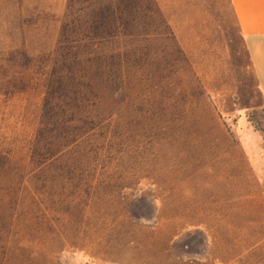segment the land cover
Segmentation results:
<instances>
[{"label":"rangeland","instance_id":"rangeland-1","mask_svg":"<svg viewBox=\"0 0 264 264\" xmlns=\"http://www.w3.org/2000/svg\"><path fill=\"white\" fill-rule=\"evenodd\" d=\"M137 1L0 0V264H264V96L230 9ZM67 12L70 42L109 24L117 79L63 76Z\"/></svg>","mask_w":264,"mask_h":264},{"label":"trees","instance_id":"trees-1","mask_svg":"<svg viewBox=\"0 0 264 264\" xmlns=\"http://www.w3.org/2000/svg\"><path fill=\"white\" fill-rule=\"evenodd\" d=\"M72 1L73 0H71V2ZM116 3L117 5L115 4V6H117V8H121L126 13L130 11L129 9H133L135 3L139 2H136V0H116ZM115 6L111 8H115ZM77 8L79 7H76L75 10H78ZM84 8H89L88 3L85 2ZM145 9H149L147 5H145ZM133 14H136V12H133ZM105 21L106 20L104 18L96 22L92 20L90 21V23L88 20H82V23L85 22V24H87L86 29L88 32L85 41L81 43L77 38H75V41L70 42L66 36L68 32V28L66 29V24L70 23L71 29L72 27L77 28L78 19L76 20L75 14L73 12H67V15L65 16L64 25L61 28L62 30L60 33V45L57 47V59L59 60L61 65H64L63 76L73 79L72 81L75 82L76 85H78V82H80L79 80L84 78L85 75H90V77L95 78L97 81H100V83L106 80H115L118 77L120 71L119 68L111 67V65L116 62L115 56L113 54H110V52L109 54H107L106 52L101 51L105 49L106 45L104 43H106V41H109L110 45H112V42L115 39L114 32H109L110 26H108L109 24L106 25L104 23ZM97 29L101 31V34L103 32L109 33L96 36L95 32L97 31ZM91 58L94 59L91 60ZM99 59L100 61H98ZM91 61H93L92 64ZM118 63L119 61L117 62V65ZM90 66L93 68L89 69ZM92 80L93 79H91V81L89 82H86L84 85L87 88V91L90 90L91 87L94 88L91 84ZM92 88L91 91H88V93L91 95V98H95L96 100L98 90H95V92ZM83 91L84 90L80 86L74 91V93L76 92L80 101L82 100L80 99V97L84 96L86 90L84 92ZM260 114L261 117H264L263 111H261ZM246 120L252 129H254L255 131L261 130V127H259V122L262 123L263 121L255 119L253 113H249L246 117Z\"/></svg>","mask_w":264,"mask_h":264},{"label":"crops","instance_id":"crops-1","mask_svg":"<svg viewBox=\"0 0 264 264\" xmlns=\"http://www.w3.org/2000/svg\"><path fill=\"white\" fill-rule=\"evenodd\" d=\"M225 1L247 51L254 79L264 96V0Z\"/></svg>","mask_w":264,"mask_h":264}]
</instances>
